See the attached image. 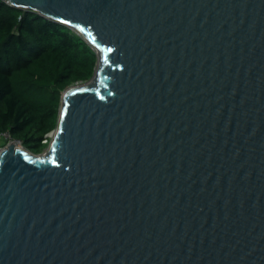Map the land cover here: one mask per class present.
Returning a JSON list of instances; mask_svg holds the SVG:
<instances>
[{
    "label": "water",
    "instance_id": "water-1",
    "mask_svg": "<svg viewBox=\"0 0 264 264\" xmlns=\"http://www.w3.org/2000/svg\"><path fill=\"white\" fill-rule=\"evenodd\" d=\"M8 2L97 63L0 149V264H264V0Z\"/></svg>",
    "mask_w": 264,
    "mask_h": 264
},
{
    "label": "trees",
    "instance_id": "trees-1",
    "mask_svg": "<svg viewBox=\"0 0 264 264\" xmlns=\"http://www.w3.org/2000/svg\"><path fill=\"white\" fill-rule=\"evenodd\" d=\"M96 63L95 49L75 29L0 0V134L43 152L63 91L91 79Z\"/></svg>",
    "mask_w": 264,
    "mask_h": 264
},
{
    "label": "rangeland",
    "instance_id": "rangeland-1",
    "mask_svg": "<svg viewBox=\"0 0 264 264\" xmlns=\"http://www.w3.org/2000/svg\"><path fill=\"white\" fill-rule=\"evenodd\" d=\"M93 77H94V76H92L91 79H89L88 81H85V82H79V83H77V84H81V83L89 82V81L92 80ZM51 139H52V138H50V140H51ZM50 140L48 141V145H49V143H50ZM8 142H10L8 136L5 135V134H4V135H1V134H0V149L3 148V147H5L6 144H7ZM14 142H15L16 144H18L19 147L23 148L22 145H21L18 141H14ZM17 142H18V143H17ZM47 151H48V146L44 149L43 152L39 153L38 155H42V154L46 153Z\"/></svg>",
    "mask_w": 264,
    "mask_h": 264
},
{
    "label": "bare ground",
    "instance_id": "bare-ground-1",
    "mask_svg": "<svg viewBox=\"0 0 264 264\" xmlns=\"http://www.w3.org/2000/svg\"><path fill=\"white\" fill-rule=\"evenodd\" d=\"M18 143V142H17ZM14 145V149H23L21 147L18 146V144H16L13 140H10V142H8V145ZM5 149L8 148V146L4 147Z\"/></svg>",
    "mask_w": 264,
    "mask_h": 264
},
{
    "label": "built area",
    "instance_id": "built-area-1",
    "mask_svg": "<svg viewBox=\"0 0 264 264\" xmlns=\"http://www.w3.org/2000/svg\"><path fill=\"white\" fill-rule=\"evenodd\" d=\"M6 2H8V0H6ZM9 3V2H8ZM55 130H52L50 132H48L45 136L46 138H48L50 140V138H52L53 134H54ZM44 141H46V139H44Z\"/></svg>",
    "mask_w": 264,
    "mask_h": 264
}]
</instances>
